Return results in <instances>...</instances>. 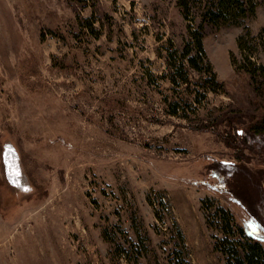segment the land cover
<instances>
[{
    "label": "rangeland",
    "instance_id": "374dc122",
    "mask_svg": "<svg viewBox=\"0 0 264 264\" xmlns=\"http://www.w3.org/2000/svg\"><path fill=\"white\" fill-rule=\"evenodd\" d=\"M187 25L177 0H0V264H179L178 228L188 264H226L209 200L264 245V93L232 63L244 27L206 26L214 92L170 80Z\"/></svg>",
    "mask_w": 264,
    "mask_h": 264
},
{
    "label": "trees",
    "instance_id": "16d2710c",
    "mask_svg": "<svg viewBox=\"0 0 264 264\" xmlns=\"http://www.w3.org/2000/svg\"><path fill=\"white\" fill-rule=\"evenodd\" d=\"M181 15L187 22L188 39L181 52L170 51L167 60L170 66V80L174 85L189 84L190 72L201 75L202 86L214 92H224V86L210 63L204 45L207 25L216 28L226 26H243L244 31L237 39V47L241 54V65L232 60L236 69L243 70L250 78L258 93H264V66L255 61L256 52L264 50V27L257 37L252 35L245 25L257 16L258 0H177ZM199 19V21H198ZM238 65V66H237ZM172 115H178L179 104H170ZM184 110V108H183ZM253 128L255 134H264V121ZM205 212L214 209L213 215L207 216L211 227L221 233L214 237V249L225 257L226 264H264V245L259 238L248 234L243 226L236 222L234 214L215 204L212 200L203 203ZM178 228V226H177ZM180 251L179 264H188L185 258V237L180 228L177 229Z\"/></svg>",
    "mask_w": 264,
    "mask_h": 264
},
{
    "label": "flooded vegetation",
    "instance_id": "af4514ba",
    "mask_svg": "<svg viewBox=\"0 0 264 264\" xmlns=\"http://www.w3.org/2000/svg\"><path fill=\"white\" fill-rule=\"evenodd\" d=\"M9 165L12 166V162H10ZM7 173L9 174L8 176L11 179L12 183L14 185H18V181L17 180H19L21 178V173H19V172H13L14 175H10L9 170H7Z\"/></svg>",
    "mask_w": 264,
    "mask_h": 264
},
{
    "label": "snow or ice",
    "instance_id": "6c2138e0",
    "mask_svg": "<svg viewBox=\"0 0 264 264\" xmlns=\"http://www.w3.org/2000/svg\"><path fill=\"white\" fill-rule=\"evenodd\" d=\"M25 191H27L28 189H24Z\"/></svg>",
    "mask_w": 264,
    "mask_h": 264
}]
</instances>
